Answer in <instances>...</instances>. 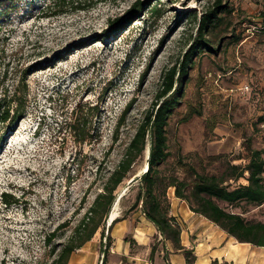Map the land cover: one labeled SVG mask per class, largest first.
<instances>
[{
    "label": "rangeland",
    "instance_id": "rangeland-1",
    "mask_svg": "<svg viewBox=\"0 0 264 264\" xmlns=\"http://www.w3.org/2000/svg\"><path fill=\"white\" fill-rule=\"evenodd\" d=\"M215 1L0 0V111L10 105L0 119V264H52L155 103L164 72L181 60L200 14ZM221 4L168 117L162 175L190 181L189 167L220 173L227 161L245 165L248 145L264 158V0ZM79 102H99L101 109L92 110L93 137L84 144L63 122ZM149 145L146 139L113 192L124 191L107 264L172 262L176 241L160 234L141 202L134 204ZM174 197L169 187L168 201ZM243 216L264 221V203L247 205ZM101 228L67 264H100Z\"/></svg>",
    "mask_w": 264,
    "mask_h": 264
},
{
    "label": "trees",
    "instance_id": "trees-1",
    "mask_svg": "<svg viewBox=\"0 0 264 264\" xmlns=\"http://www.w3.org/2000/svg\"><path fill=\"white\" fill-rule=\"evenodd\" d=\"M175 1L171 0V2ZM223 7L221 0H216L200 14L197 33L191 37L192 41L181 60L164 72L161 89L156 95L155 103L146 110L122 158L107 178L103 190L95 195L92 203L84 212L72 235L61 248L58 256L52 261V264H67L72 251L90 240L100 227H102L101 237L104 247L102 250L104 256L100 264H107L106 252L111 240L109 231L117 221V218H114L109 227L106 228L108 215L116 198L113 192L127 176L132 164L143 154L146 139H149L150 142L148 165L146 171L140 176L142 185L134 204L138 205L141 202V210L144 216L155 224L162 236L176 241V248L182 249L188 264H193L195 255L191 257V249L184 248L180 244V226L176 223V219L169 215L170 202L167 198L169 187H174L176 197L187 200L193 212L203 215L239 242H248L264 247V221L247 220L243 216L247 205L264 203V158L261 149L248 145L246 147L247 153L243 156L247 163L242 165L227 161L220 173L198 172L195 168L189 167L188 170L193 175V179L190 181L179 179L174 175H162L158 169V165L165 161L168 156L166 125L169 115L178 103L177 92L182 86L183 77L190 68L191 56L198 49V45L202 47L206 43L205 33ZM149 10L155 15L160 13L157 4H152ZM15 110V116L20 118L22 111L17 108ZM92 110L95 111V114L101 113L99 102L92 106L87 102H79L69 112V116L64 117L65 128L73 136L74 142L78 144L91 142L93 137L91 126L94 115ZM9 113L10 105L3 107L0 111V119L5 120ZM124 114L125 111L122 112L120 118ZM96 134L98 139L100 133L97 132ZM241 177L247 182L235 186L231 184L230 181L238 180ZM4 200L6 203L11 202L6 197ZM221 202L225 203L226 206L238 207L239 211L229 210L226 206H222ZM106 230L108 233H105ZM103 239L106 240L105 243H103ZM155 250V246L150 249L149 260L151 262H153ZM166 264H171V262L166 259Z\"/></svg>",
    "mask_w": 264,
    "mask_h": 264
},
{
    "label": "crops",
    "instance_id": "crops-1",
    "mask_svg": "<svg viewBox=\"0 0 264 264\" xmlns=\"http://www.w3.org/2000/svg\"><path fill=\"white\" fill-rule=\"evenodd\" d=\"M169 215L180 226L181 246L192 249L195 255L193 264H264V247L239 242L203 215L190 211L182 199L170 200ZM113 250L112 255L118 256ZM168 255L171 264H188L182 249L176 248Z\"/></svg>",
    "mask_w": 264,
    "mask_h": 264
},
{
    "label": "bare ground",
    "instance_id": "bare-ground-1",
    "mask_svg": "<svg viewBox=\"0 0 264 264\" xmlns=\"http://www.w3.org/2000/svg\"><path fill=\"white\" fill-rule=\"evenodd\" d=\"M147 153H148V149H147ZM147 167V163L145 165ZM146 167L144 169V171L146 170ZM124 192V191H123ZM123 192L119 193V195L115 198L114 202H113V205L111 207V210H110V217L112 218V220L114 218L117 217L118 213H119V206H120V199L123 195ZM111 220V222H112Z\"/></svg>",
    "mask_w": 264,
    "mask_h": 264
},
{
    "label": "water",
    "instance_id": "water-1",
    "mask_svg": "<svg viewBox=\"0 0 264 264\" xmlns=\"http://www.w3.org/2000/svg\"><path fill=\"white\" fill-rule=\"evenodd\" d=\"M148 153H149V150H148ZM148 165V164H147ZM146 169H147V167H146ZM111 220H112V218L110 217V214L108 215V219H107V223H106V228H108L109 227V225H110V223H111ZM103 256H104V254H102V258H103ZM102 260V259H101Z\"/></svg>",
    "mask_w": 264,
    "mask_h": 264
}]
</instances>
